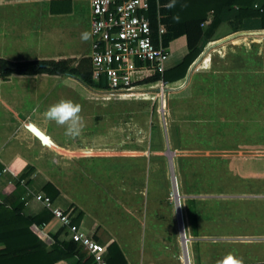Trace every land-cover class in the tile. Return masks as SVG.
<instances>
[{"label": "crops", "instance_id": "1", "mask_svg": "<svg viewBox=\"0 0 264 264\" xmlns=\"http://www.w3.org/2000/svg\"><path fill=\"white\" fill-rule=\"evenodd\" d=\"M90 4L0 0V59L89 58ZM202 29L208 42L184 78L133 96L68 76L0 79V198L34 217L47 210L34 196L52 184L53 207L81 216V231L115 243L126 264H217L229 252L264 264V30L211 15ZM167 48L165 72L187 54L185 36ZM61 99L82 106L78 137L44 119ZM61 230L52 218L32 232L49 246Z\"/></svg>", "mask_w": 264, "mask_h": 264}, {"label": "trees", "instance_id": "2", "mask_svg": "<svg viewBox=\"0 0 264 264\" xmlns=\"http://www.w3.org/2000/svg\"><path fill=\"white\" fill-rule=\"evenodd\" d=\"M71 1L62 0V3L70 4ZM209 15L215 23L227 22L233 31L241 29L245 20L257 21L259 29L264 30V0H151L149 19L154 43L158 40L157 30L160 23L165 30L162 36L163 45L167 46L173 39L183 35L188 52L173 69L164 71L163 74L156 73L139 83H173L184 78L187 69L208 42L202 25ZM41 74L68 76L89 89L105 91L108 88L105 80L95 82L92 79L90 58L81 59L77 64L71 59L24 62L0 59V79L4 81L13 75ZM2 171L3 166L0 164V174ZM30 172L31 170L24 173L20 180L27 178ZM42 191L51 201L59 195L49 183ZM7 200L0 198V245L4 246L0 251V264H56L59 261L68 264H93L92 257L81 246L60 237L63 229L51 237L49 246L32 232V227L39 229L52 219L51 212L46 210L34 217L26 216L23 202L15 201L16 203L10 204ZM80 217L73 216L72 223L79 225ZM105 248V260L108 264H126L121 250L115 243L110 242Z\"/></svg>", "mask_w": 264, "mask_h": 264}, {"label": "built area", "instance_id": "3", "mask_svg": "<svg viewBox=\"0 0 264 264\" xmlns=\"http://www.w3.org/2000/svg\"><path fill=\"white\" fill-rule=\"evenodd\" d=\"M151 0H91L90 60L92 79L107 83L105 91L118 95H132L139 87L151 88L139 83L156 73L163 74L169 58L168 48L162 43L164 27L158 23L154 43L149 12ZM139 72H147L137 78ZM142 84V85H139ZM160 94L163 93L160 91ZM34 199L49 210L64 230L61 237L77 243L92 257L93 264H108L106 248L72 223V211L54 208L49 197L37 193ZM26 204V203H25ZM37 233V228L32 227Z\"/></svg>", "mask_w": 264, "mask_h": 264}, {"label": "clouds", "instance_id": "4", "mask_svg": "<svg viewBox=\"0 0 264 264\" xmlns=\"http://www.w3.org/2000/svg\"><path fill=\"white\" fill-rule=\"evenodd\" d=\"M91 37L92 33L89 31L81 33V40L84 42L89 41ZM81 112L82 106L79 103L70 99H61L49 106L43 113V116L46 121L55 122L57 125L65 127L66 136L78 137L85 126ZM217 264H244V260L229 252L218 260Z\"/></svg>", "mask_w": 264, "mask_h": 264}, {"label": "rangeland", "instance_id": "5", "mask_svg": "<svg viewBox=\"0 0 264 264\" xmlns=\"http://www.w3.org/2000/svg\"><path fill=\"white\" fill-rule=\"evenodd\" d=\"M262 37L264 38V35H262ZM168 64V63H167ZM147 74V72H139L138 74H137V78H141L142 76H144V75H146ZM156 90V89H155ZM159 96L160 97H157V100H155L156 102H155V104H157V107H158V109H159V107H161V94H159ZM163 96V95H162ZM155 97V98H156ZM150 105H151V101L150 102H148ZM153 104V103H152ZM154 104V105H155ZM160 116H161V112H160Z\"/></svg>", "mask_w": 264, "mask_h": 264}, {"label": "bare ground", "instance_id": "6", "mask_svg": "<svg viewBox=\"0 0 264 264\" xmlns=\"http://www.w3.org/2000/svg\"><path fill=\"white\" fill-rule=\"evenodd\" d=\"M131 96H133V95H131Z\"/></svg>", "mask_w": 264, "mask_h": 264}]
</instances>
